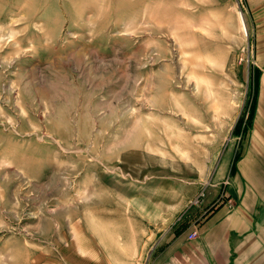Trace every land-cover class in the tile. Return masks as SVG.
<instances>
[{
    "label": "rangeland",
    "instance_id": "1",
    "mask_svg": "<svg viewBox=\"0 0 264 264\" xmlns=\"http://www.w3.org/2000/svg\"><path fill=\"white\" fill-rule=\"evenodd\" d=\"M262 52L264 0H0V264H155L224 190L161 242L130 194L237 155Z\"/></svg>",
    "mask_w": 264,
    "mask_h": 264
},
{
    "label": "crops",
    "instance_id": "2",
    "mask_svg": "<svg viewBox=\"0 0 264 264\" xmlns=\"http://www.w3.org/2000/svg\"><path fill=\"white\" fill-rule=\"evenodd\" d=\"M261 55L253 112L237 155H223L207 178L151 177L148 186L130 194L139 213L135 215L155 236L160 232L161 242L165 227L151 226L183 210L199 185L209 180L208 202L217 188L224 190V199L197 223L196 235L189 238L192 231L175 235L158 251L155 264H264V53Z\"/></svg>",
    "mask_w": 264,
    "mask_h": 264
},
{
    "label": "trees",
    "instance_id": "3",
    "mask_svg": "<svg viewBox=\"0 0 264 264\" xmlns=\"http://www.w3.org/2000/svg\"><path fill=\"white\" fill-rule=\"evenodd\" d=\"M182 227L183 226H180V227H178V228L175 229V233H176L175 235L180 234L183 231V228L184 227L183 228Z\"/></svg>",
    "mask_w": 264,
    "mask_h": 264
},
{
    "label": "built area",
    "instance_id": "4",
    "mask_svg": "<svg viewBox=\"0 0 264 264\" xmlns=\"http://www.w3.org/2000/svg\"><path fill=\"white\" fill-rule=\"evenodd\" d=\"M196 235V231L194 230V231H192V233L190 234V238H192L193 236H195Z\"/></svg>",
    "mask_w": 264,
    "mask_h": 264
}]
</instances>
